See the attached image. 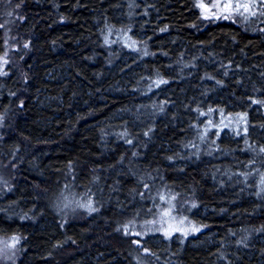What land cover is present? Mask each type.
<instances>
[{
	"label": "trees",
	"instance_id": "1",
	"mask_svg": "<svg viewBox=\"0 0 264 264\" xmlns=\"http://www.w3.org/2000/svg\"><path fill=\"white\" fill-rule=\"evenodd\" d=\"M253 17L206 19L195 0H0V239L19 242L8 264H264ZM121 30L135 50L112 41ZM219 113L247 132L202 134ZM79 196L93 212L59 213ZM165 206L204 229L199 246L123 233ZM241 242L244 254L226 249Z\"/></svg>",
	"mask_w": 264,
	"mask_h": 264
},
{
	"label": "rangeland",
	"instance_id": "2",
	"mask_svg": "<svg viewBox=\"0 0 264 264\" xmlns=\"http://www.w3.org/2000/svg\"><path fill=\"white\" fill-rule=\"evenodd\" d=\"M195 2L199 12L203 17H207L206 19L232 20L239 17L242 20V25H244L247 23L249 24L250 18L251 21H254L255 17L253 16H257L256 18L261 24L262 29H264V0H195ZM227 3H231L233 5L249 4L250 8L248 11H244L243 8L236 10H225L223 6ZM201 5H204V7H201ZM256 27L257 26H255V28ZM250 28L255 30L253 26H250ZM119 33L120 35L118 36ZM109 38H112V36H109L108 39ZM112 41H116L117 43H115L117 46L122 47L123 50H127L128 48H134V50L136 49V47H133L134 42L128 36V31L121 30L116 36H114ZM242 118H244L245 123H243L244 121ZM245 119L246 118L243 116H230L219 113L215 119H212L210 122L203 125V128L201 129L202 134L208 131H213L214 135H225L227 137L230 134L233 136L234 133L238 132L244 134L247 132ZM85 197L86 198L79 196L75 199H63L59 207V213L72 216V214H77V212L82 215L93 212L94 206L91 199L87 196ZM164 208L158 207L156 212L149 220L128 221L124 227L125 229L123 230V233L129 234L133 238L137 237L139 238V241L148 237V239H151L152 243L158 247H163V240L173 241V243H177L178 245H185L187 243L190 247L199 246L198 242L199 240H203L202 237L198 238L197 240L192 238H197V234L202 232L204 229L199 227L194 221L191 220L190 217L173 212L172 209L168 208V206H165ZM257 240L260 242L259 238H257ZM207 242L210 246H215L213 241H209L208 239ZM135 243L138 242L135 241ZM18 244L19 242L16 238L0 239V264H8L10 260L11 262H15V260H17L18 253L16 250L18 249ZM9 245L14 246L9 247ZM244 246L245 245L242 242L234 243L232 246H226V249L230 253L235 250L238 251V249L240 252H243ZM242 254H244V252ZM143 255H147V253H144ZM230 256L231 254H227L226 257L228 258ZM145 258L146 257L138 258L135 253L132 256L134 264H148ZM218 259L222 260L220 256Z\"/></svg>",
	"mask_w": 264,
	"mask_h": 264
},
{
	"label": "snow or ice",
	"instance_id": "3",
	"mask_svg": "<svg viewBox=\"0 0 264 264\" xmlns=\"http://www.w3.org/2000/svg\"><path fill=\"white\" fill-rule=\"evenodd\" d=\"M201 7H204V5H201ZM223 7H224L225 10H236V9H239V8H243L244 11H248L249 8H250V5L249 4H243V5L236 4V5H233L231 3H227ZM205 18H207V17H205ZM225 18H227V17H225ZM194 230H197V229H194ZM11 246H14V245H9V247H11Z\"/></svg>",
	"mask_w": 264,
	"mask_h": 264
}]
</instances>
